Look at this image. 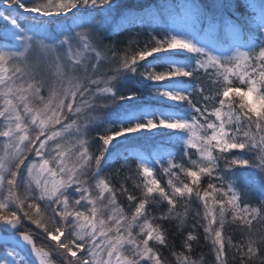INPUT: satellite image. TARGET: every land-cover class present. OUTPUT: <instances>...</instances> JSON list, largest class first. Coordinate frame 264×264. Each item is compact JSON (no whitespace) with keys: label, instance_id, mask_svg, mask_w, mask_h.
<instances>
[{"label":"snow or ice","instance_id":"1","mask_svg":"<svg viewBox=\"0 0 264 264\" xmlns=\"http://www.w3.org/2000/svg\"><path fill=\"white\" fill-rule=\"evenodd\" d=\"M246 6L259 36L233 24L225 46L207 38L219 25L199 0L121 20V0H0V264H165L163 251L177 241L176 264H197L199 229L214 264H230L229 253L232 264H264V231L256 230L264 227V0ZM132 22L160 31L122 47L121 26ZM150 57L169 67L139 74L162 85L157 95L189 105L191 117L89 136L97 108L107 107L100 100ZM177 57L194 63L171 66ZM191 81V95L173 91ZM154 128L185 133L178 161L102 171L112 141ZM227 226L237 242L225 240Z\"/></svg>","mask_w":264,"mask_h":264},{"label":"trees","instance_id":"2","mask_svg":"<svg viewBox=\"0 0 264 264\" xmlns=\"http://www.w3.org/2000/svg\"><path fill=\"white\" fill-rule=\"evenodd\" d=\"M124 5L122 14L117 16L118 20H121L127 16L146 15L149 12H155L162 3L176 5L181 0H121ZM219 0H199V3L204 5L210 13L215 17L214 22L219 25L215 34H209V39H215L221 45H228L231 38L226 35L222 25L227 23L226 19L231 20L232 25L235 24L242 28L246 33L252 32L257 37L259 36L258 30L249 27L245 20H243L239 14H242V9H245L248 0H237L236 7L225 8L222 11H216L211 8L214 3ZM227 3V1L223 0ZM259 2V0H257ZM245 7V8H244ZM247 9V8H246ZM245 9V10H246ZM125 31L121 35L120 44L123 47L127 45L131 40H137L143 45L144 41L148 39L149 32L155 34L160 31V27L153 25L150 22L143 23H129L122 25ZM230 36V35H229ZM259 41L257 40V43ZM246 50H251L250 47H246ZM225 50H221L223 52ZM33 59H42L44 54H32ZM176 65H171L178 68H189L194 61H189L182 57L175 58ZM169 67V63L162 61L155 57H150L148 60L141 62V66L137 72H125L122 77L118 78L113 89L114 95L111 98H103L100 103L106 104L105 108H97L96 116L97 119L88 128V135L96 137L103 135L106 131H115L121 127H127L136 123H144L148 119L154 121L159 120H171L177 117L190 118L192 110L187 104H179L175 101L169 100L165 97L157 95V91L162 87L161 84L154 83L150 80L144 79L139 73L141 71H162ZM41 73L51 81L55 79V69L51 67L41 66ZM196 87V81L181 84L177 89L173 91H180L181 93H187L191 95ZM121 95H131V100H118L116 97ZM146 106L149 113L141 112V109ZM132 111L133 113L128 116L127 112ZM186 136L185 133L179 130H171L165 128H154L152 130H141L138 133H131L123 137H118L112 141L107 149L104 150V157L101 163V169L104 173L114 172L115 169L120 168L126 161L132 165L140 163L139 159L133 155L130 157H124L122 148H137L148 156V164L150 167L159 168L167 165V162L171 159L179 160L183 150ZM93 144L97 143L96 140L92 141ZM153 154V155H150ZM243 171V170H242ZM247 171H252L248 169ZM161 179H166L161 171ZM257 197L259 193L255 194ZM121 205L127 207L126 198H121ZM180 212L184 209L181 207ZM189 230H191L192 219L189 218L187 221ZM30 230H35L33 226L27 225ZM257 232L264 231V227L257 225ZM3 234V233H2ZM4 235V234H3ZM198 239L193 242V251L191 258L197 261V264H214L215 256L212 251V245L210 241L204 240L203 230L199 229L197 232ZM233 238V242H237L239 239V232L234 226L226 227L225 240L228 237ZM38 244H47L46 240H42L40 235L35 237ZM178 240V238H175ZM181 252L183 249L179 246L177 241L174 248H169L163 251L165 258V264H176L175 257L172 256V251ZM230 264L231 253H229Z\"/></svg>","mask_w":264,"mask_h":264},{"label":"rangeland","instance_id":"3","mask_svg":"<svg viewBox=\"0 0 264 264\" xmlns=\"http://www.w3.org/2000/svg\"><path fill=\"white\" fill-rule=\"evenodd\" d=\"M227 1V3H231L234 5V7H236V4H237V0H225ZM245 8V7H244ZM247 8V9H246ZM245 9H242V11H245V12H242V14H239V16L246 21V23L248 24L249 27H251V25H249V20L251 18V16L253 15V12L250 8L246 7ZM226 22L225 24L222 25L223 27V30L225 31L226 35H228L229 38H231V33H230V26L232 25V22L231 20H229L228 18L226 19ZM237 26V25H236ZM239 27V26H238ZM230 35V36H229ZM209 39V37H207ZM241 50H246V47H242ZM37 54H44L42 51H36ZM36 60H39L38 58ZM166 63H169L168 61H165ZM173 65H176V63H172ZM141 112H144L145 114L146 113H149L148 112V108L146 106H144L142 109H141ZM133 112L132 111H129L127 112V115L130 116ZM129 151H134V152H139V155H133L135 156L136 158L139 159L140 163H143V164H146L149 166L148 164V156L146 154H144L143 152H141L140 150H138L137 148H122V152H126L124 153V157H130V154H129ZM150 155H153V154H150Z\"/></svg>","mask_w":264,"mask_h":264},{"label":"water","instance_id":"4","mask_svg":"<svg viewBox=\"0 0 264 264\" xmlns=\"http://www.w3.org/2000/svg\"><path fill=\"white\" fill-rule=\"evenodd\" d=\"M0 236H3V235L0 233Z\"/></svg>","mask_w":264,"mask_h":264}]
</instances>
